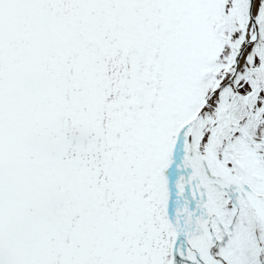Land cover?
<instances>
[{"label": "snow or ice", "instance_id": "1", "mask_svg": "<svg viewBox=\"0 0 264 264\" xmlns=\"http://www.w3.org/2000/svg\"><path fill=\"white\" fill-rule=\"evenodd\" d=\"M0 264H264V0H0Z\"/></svg>", "mask_w": 264, "mask_h": 264}]
</instances>
